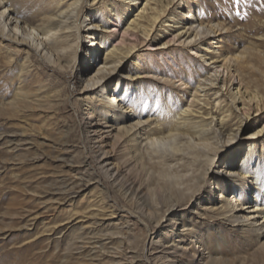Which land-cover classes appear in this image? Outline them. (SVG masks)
<instances>
[{
	"label": "rangeland",
	"instance_id": "374dc122",
	"mask_svg": "<svg viewBox=\"0 0 264 264\" xmlns=\"http://www.w3.org/2000/svg\"><path fill=\"white\" fill-rule=\"evenodd\" d=\"M48 1L9 0L10 8L30 23L38 22V8ZM124 2L87 0L83 28L96 23L95 51L90 55L91 42L82 37L78 57L68 69L33 53L25 58L26 51L15 53L12 42L0 38V264H264V236L230 217L213 214L233 195L226 189L232 182L215 172L237 167L242 155L239 141L245 137H251L248 142L257 148L250 166L259 162L264 173V129L250 134L263 128L264 109L250 110L238 139L220 147L208 174L214 183H205L156 223L159 209L151 201L152 183L139 168L126 136L119 133V125L138 118L145 122L147 117L150 126L155 118L159 125L173 120L201 76L195 64L200 58L178 42L162 47L172 29L165 35L154 32L147 50L142 27L124 33L144 0L129 8ZM183 2L184 6L175 4L169 10L173 29L188 13L206 16L229 26L208 37L222 47L264 49V0ZM121 39L122 46L134 42L136 48L118 69L117 88L121 93L126 87L119 94L135 104L137 114L115 125L114 111L94 110L95 93L84 80ZM170 72H180L186 86L173 83L177 78ZM118 73L106 80L109 89ZM238 188L241 202L251 201L248 186Z\"/></svg>",
	"mask_w": 264,
	"mask_h": 264
},
{
	"label": "bare ground",
	"instance_id": "6f19581e",
	"mask_svg": "<svg viewBox=\"0 0 264 264\" xmlns=\"http://www.w3.org/2000/svg\"><path fill=\"white\" fill-rule=\"evenodd\" d=\"M136 1L125 0L126 8ZM48 2L38 8V22L30 23L14 8H10L9 0H0V38L12 42L17 49L15 53L26 51L25 58H30L33 53L44 62L52 63L60 69H68L78 57L82 37L89 38L88 41L91 42L90 55L95 51L97 25L92 22L91 26L83 28L86 19L83 6L87 0ZM175 4L184 6L183 0H144L136 18L131 19L124 29V33L129 31L133 34L142 27L147 50L152 47L149 41L154 32L156 35H165V32H172V29V37L161 43L162 47L178 42L179 46L190 49L191 53L198 54L200 58L195 64L201 68V76L191 88L187 105L177 112L173 120L159 125V120L155 118L154 126H150L152 121L147 117L144 120L147 125L140 118L135 123L119 125V133L122 137L126 136L130 148L135 151L139 168L148 173V183H152L151 201L159 209L156 212V223L177 204L187 202L188 197L201 190L205 183L209 182L208 186L214 183L208 174L216 164L220 147L230 146L238 139L239 128L244 119H247L245 117H249L250 110L258 112L264 109V49L252 45L239 50L222 47L214 42V38L208 37L226 32L229 26L206 16L192 17L188 13L175 23L176 27L173 29L168 14ZM81 29L85 30L84 35L80 34ZM113 31L114 29L111 30ZM204 42L210 44V51ZM122 44L121 39L119 43L112 45L102 63L84 80L85 86L95 93L91 97L92 101H96L97 107L94 110L114 111L111 119L115 125L123 123L126 116L137 114L135 104L126 103L123 95H120L126 92V87L121 93L117 88L121 78L118 69L125 57L136 48L134 42L125 47ZM114 73H118L117 78L114 86L109 89L106 80ZM170 75L177 78L173 83L186 86L180 72H170ZM109 91L112 92L111 95L108 94ZM223 97L227 99L225 103ZM263 129L264 124L262 129L250 134H259ZM245 138L246 142L239 141L238 148H241L242 155L237 167L231 165L227 170L218 169L215 172V176L224 173L232 182L226 189L233 195L225 198L220 209L214 210L213 214L239 221L241 226H246L263 237L264 173L258 168L259 162L256 167L250 166V159L254 157L257 148L248 142L251 137ZM243 184L248 186V195L252 197L247 203H242L238 196V187ZM245 208L248 211H244ZM241 210L244 212L238 216L236 213Z\"/></svg>",
	"mask_w": 264,
	"mask_h": 264
}]
</instances>
